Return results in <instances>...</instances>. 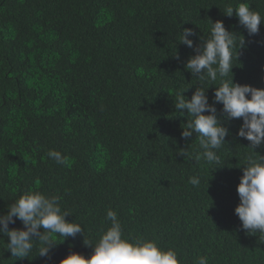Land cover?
<instances>
[{
  "label": "trees",
  "instance_id": "16d2710c",
  "mask_svg": "<svg viewBox=\"0 0 264 264\" xmlns=\"http://www.w3.org/2000/svg\"><path fill=\"white\" fill-rule=\"evenodd\" d=\"M239 2L264 16V0H0V214L31 189L62 197L66 219L84 228L75 238L53 235L46 257L34 248L17 260L0 236V264H60L71 252L90 258L85 243L110 225L108 208L125 238L155 240L181 264L200 256L208 264H264V239L242 230L234 214L250 146L236 135L242 119H224L216 105L229 135L220 163L208 165L194 158L198 136L181 139L187 113L173 101L200 84L185 69L194 52L178 43L180 32L192 29L195 46L209 19L246 41L233 59V82L264 89V23L250 36L235 13L223 14ZM255 151L264 156V145Z\"/></svg>",
  "mask_w": 264,
  "mask_h": 264
},
{
  "label": "clouds",
  "instance_id": "9594fccd",
  "mask_svg": "<svg viewBox=\"0 0 264 264\" xmlns=\"http://www.w3.org/2000/svg\"><path fill=\"white\" fill-rule=\"evenodd\" d=\"M234 13L239 25L250 36L259 33L260 25L264 23V16L259 11L244 2L225 6V16L231 18ZM209 23L208 35L198 37L199 43L195 46L189 38L196 36L192 29L184 28L179 36L178 43L194 52L188 58L185 69L192 78L200 81V84L193 85L195 91L190 99L184 93L193 86L177 91L173 100L174 108L180 115H184L180 110L187 113V123L181 126V139L187 141L195 134L199 138L195 160L208 165L219 164L221 157L218 150L226 144L229 131L218 117L216 105H222L224 119H242L236 135L249 141L250 146L243 147L249 151L242 154L243 163L238 167L243 174L236 189L239 204L234 214L241 222L242 230L249 235L259 233V238L264 239V156L255 151L264 145V89L233 82V59L238 58L240 51L246 47V41L242 35L226 29L222 20L213 22L209 19ZM175 58L179 59V56L175 55ZM209 83L218 86L206 88ZM209 88H214L211 103L207 95ZM179 155L185 157L188 152L181 150ZM47 156L59 165L67 164V157L57 150H49ZM188 182L199 186L201 178L192 176ZM61 199L59 195H46L30 189L19 194L7 206L6 213L0 214V236L7 237L6 251L12 257L16 260L27 258L34 248L38 256L46 257L55 245L53 235L64 240L75 238L77 234L84 235L80 224L66 219L72 215L70 211L62 210ZM16 220L22 223V229L9 228ZM105 221L110 225L102 230L94 245L84 241L93 248L90 258L71 252L60 264H181L174 249H164L155 240L125 238L118 213L112 208L107 209ZM195 264H208V260L200 256Z\"/></svg>",
  "mask_w": 264,
  "mask_h": 264
}]
</instances>
